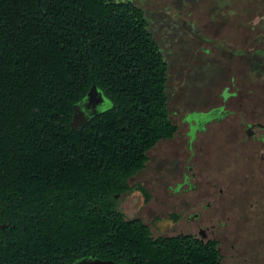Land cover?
I'll use <instances>...</instances> for the list:
<instances>
[{"label": "trees", "instance_id": "obj_1", "mask_svg": "<svg viewBox=\"0 0 264 264\" xmlns=\"http://www.w3.org/2000/svg\"><path fill=\"white\" fill-rule=\"evenodd\" d=\"M168 62L132 0H0V264H220L216 240L153 236L119 195L177 129ZM95 84L112 107L81 128Z\"/></svg>", "mask_w": 264, "mask_h": 264}, {"label": "flooded vegetation", "instance_id": "obj_2", "mask_svg": "<svg viewBox=\"0 0 264 264\" xmlns=\"http://www.w3.org/2000/svg\"><path fill=\"white\" fill-rule=\"evenodd\" d=\"M221 24L223 26V23H220L213 29L219 30L220 28L222 31ZM248 24L250 25L249 21ZM197 35L200 36L199 39L193 38L189 43L187 42L188 48L185 53L191 56L188 67L196 65L198 68L194 70V73L189 71V76L198 79L200 84L194 85L191 80H189L190 85L185 83L188 90L184 107L186 112L180 118L184 125L185 144L177 150L183 156L184 163L180 167L174 165L172 181H175L168 185L169 210L166 218L167 227L172 233L159 235H192L202 242L216 240V246L221 255L220 264H222L225 256L220 244L223 232L221 215L225 207L246 206L252 211L247 215L244 213V208L242 211L236 210L237 216L246 217H258L262 214L261 208H264V85L257 88L239 86L237 82L240 80H236L233 75L238 70L223 69V60L227 63L224 66H229L228 62L233 56H237L236 60L238 57L246 59L250 57L247 61H255V54L251 52L255 50L256 45L247 42L242 45L243 49L234 48L233 52L230 50L225 52V48L228 49L227 45H233L232 42H226L224 39L217 42L216 38L207 37L204 31H199ZM256 50H264V47ZM256 56L260 59V55ZM201 57L204 59L202 60ZM243 61L246 60L243 59ZM185 73L187 77V71ZM242 74H247L243 78H254L255 76L258 78L264 76V70L242 71ZM246 88L247 90L253 89V92L246 93L244 91ZM195 89L197 91H194ZM197 99L206 100L198 101ZM168 115L171 119L169 108ZM173 115H176V111ZM171 121L177 125L176 133L179 129L177 120L175 122L171 119ZM175 133L170 138L160 140H171ZM211 149L226 151L233 156L240 155L243 159L242 163L248 165L244 171L245 176H241L236 182H227L228 180L233 181V177H225L224 180L217 181L214 177L208 178L206 175H200L201 165L204 164L203 157ZM230 168L235 171L238 169V167ZM231 172L234 176L233 171ZM137 173L128 178L129 185L138 183L149 194L143 181L135 180L134 183H130V178H134ZM134 192H138L137 195L141 198L139 205L135 204V209L130 212L129 218L143 220L142 206L149 198L147 200L138 189L122 192L118 198L119 207L122 195H132ZM155 212L152 223L156 222L155 219L159 216L157 208ZM229 216L227 215V218ZM262 218L264 219V215ZM178 223H181L182 228L176 226ZM147 224L151 229V223ZM155 226L161 229L160 226Z\"/></svg>", "mask_w": 264, "mask_h": 264}, {"label": "rangeland", "instance_id": "obj_3", "mask_svg": "<svg viewBox=\"0 0 264 264\" xmlns=\"http://www.w3.org/2000/svg\"><path fill=\"white\" fill-rule=\"evenodd\" d=\"M132 1L144 9L150 22V29L159 43L164 58L169 63L168 108L171 119L175 122L177 120L179 129L173 139H162L148 150L149 160L146 162L145 168L140 170L134 178H130L129 181L130 183H134L135 180L144 182L149 191V200L147 199V203L142 206V218L145 222L151 223L154 236L166 235L172 233L167 227L166 218L169 210L168 185L175 181H172L174 165L180 167L184 163L183 156L177 150H180L185 144L184 125L180 121V118L186 112L184 107L188 90L185 83L190 85L189 80H191L194 85L200 84L198 79L189 76V71L194 73V70L198 68L196 65L188 67L191 56L187 52L185 53L188 48L187 42L189 43L193 38L199 39L200 36L197 33L204 31L207 37L216 38L217 42L220 39L232 42L233 45H227L228 49L225 48V52L229 50L233 52L234 48L243 49L244 46L242 45L247 44V42L256 45L255 50L263 48L264 0ZM220 23H223V26L221 24L222 31L220 28L219 30L213 29ZM255 50L251 52L255 54V61H247L250 57H247V59L238 57V61L236 60L237 56H233L228 62L229 66H224L227 63L223 60L224 70L227 68H232L233 71L238 70L233 75L236 80H240L237 82L239 86H254L257 88L264 85V76L243 78L247 74H242V71L264 70V50ZM256 55H260V59ZM204 57H201V59L203 60ZM243 59L246 61H243ZM185 71H187V77ZM247 89H244L246 93L251 94L253 92V89ZM194 91H197V89ZM202 100L206 99H199L198 101ZM175 111L176 115H173ZM203 160L204 164L201 165L202 172H200V175H206L208 178L214 177L217 181H222L225 177H233V181L228 180L227 182H236L241 176H245L244 171L248 166L247 163H242L243 159L240 155L233 156L229 152L215 149L208 151ZM230 167H238V169L235 171ZM231 171H233L234 176ZM137 193L122 195L120 199V207L127 217L135 209V204L139 205L140 203L141 197L139 198ZM155 208H157L159 216L155 219L156 222L152 223L151 220L156 213ZM243 208L246 215L252 212L251 209L242 205L237 208L226 206L223 215H221L223 232L220 237V244L225 256L222 264H264V219L262 218L264 208H261L262 214L258 217L237 216L236 213L238 212L236 210L242 211ZM227 215H230L229 218H227ZM155 225L160 226L161 229L156 228ZM176 226L182 228L181 223Z\"/></svg>", "mask_w": 264, "mask_h": 264}, {"label": "water", "instance_id": "obj_4", "mask_svg": "<svg viewBox=\"0 0 264 264\" xmlns=\"http://www.w3.org/2000/svg\"><path fill=\"white\" fill-rule=\"evenodd\" d=\"M112 101L103 91L92 84L86 95L73 105V116L70 121L72 129L80 131L85 123L95 114L112 107ZM5 224H0L4 227ZM70 264H126L111 259H100L94 254L75 259Z\"/></svg>", "mask_w": 264, "mask_h": 264}]
</instances>
